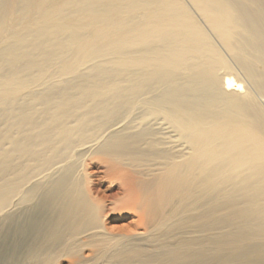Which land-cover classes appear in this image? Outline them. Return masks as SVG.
<instances>
[{
    "label": "bare ground",
    "instance_id": "obj_1",
    "mask_svg": "<svg viewBox=\"0 0 264 264\" xmlns=\"http://www.w3.org/2000/svg\"><path fill=\"white\" fill-rule=\"evenodd\" d=\"M0 264H264V0H0Z\"/></svg>",
    "mask_w": 264,
    "mask_h": 264
},
{
    "label": "rangeland",
    "instance_id": "obj_2",
    "mask_svg": "<svg viewBox=\"0 0 264 264\" xmlns=\"http://www.w3.org/2000/svg\"><path fill=\"white\" fill-rule=\"evenodd\" d=\"M235 77L236 78H239L240 75L238 72L235 71L234 73ZM129 214L128 213H125V212H118V213H115L114 215H112V219H114V221L111 223L112 226L114 227H121L125 224L128 223L129 221ZM65 261V260H64Z\"/></svg>",
    "mask_w": 264,
    "mask_h": 264
}]
</instances>
